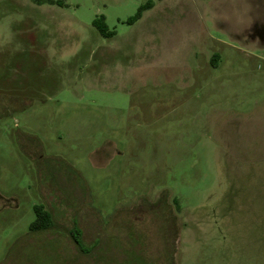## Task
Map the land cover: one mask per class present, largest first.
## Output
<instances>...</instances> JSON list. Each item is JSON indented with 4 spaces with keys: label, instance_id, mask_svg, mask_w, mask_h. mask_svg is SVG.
<instances>
[{
    "label": "rangeland",
    "instance_id": "obj_1",
    "mask_svg": "<svg viewBox=\"0 0 264 264\" xmlns=\"http://www.w3.org/2000/svg\"><path fill=\"white\" fill-rule=\"evenodd\" d=\"M55 1L0 0V264H264V0Z\"/></svg>",
    "mask_w": 264,
    "mask_h": 264
},
{
    "label": "trees",
    "instance_id": "obj_2",
    "mask_svg": "<svg viewBox=\"0 0 264 264\" xmlns=\"http://www.w3.org/2000/svg\"><path fill=\"white\" fill-rule=\"evenodd\" d=\"M33 1H35L39 4H42L45 2H49V3H55L56 2L55 0H33ZM153 5H154L153 0H149V2L147 4L142 5L139 8L137 15L130 20V23L134 22L136 19H139L142 16L143 11L148 9V8L153 7ZM94 22H95V25L100 29V31L105 34L106 29H107V25L105 24L104 20L97 19ZM108 35H112V33H109ZM36 212H37V218L31 225L32 230L38 231V230L47 229V228L52 226L53 217H52V214L48 210L44 209L43 206H37ZM78 233L80 234L79 230H78ZM74 239H75V242L78 244V246L80 248H83L82 239L75 233H74Z\"/></svg>",
    "mask_w": 264,
    "mask_h": 264
}]
</instances>
